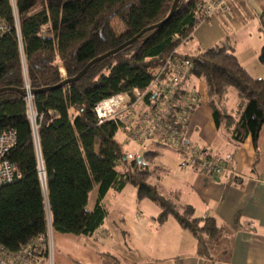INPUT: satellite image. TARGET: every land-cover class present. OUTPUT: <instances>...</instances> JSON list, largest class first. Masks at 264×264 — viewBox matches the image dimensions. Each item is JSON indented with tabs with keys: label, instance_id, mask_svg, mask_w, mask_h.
I'll return each mask as SVG.
<instances>
[{
	"label": "trees",
	"instance_id": "trees-1",
	"mask_svg": "<svg viewBox=\"0 0 264 264\" xmlns=\"http://www.w3.org/2000/svg\"><path fill=\"white\" fill-rule=\"evenodd\" d=\"M173 1L15 0L21 55L10 2L0 0V16L9 26L0 38V90H14L0 93V135H15L6 158L20 175L0 189V246L8 252L20 251L49 230L93 237L107 216L101 201L109 191L120 193L130 185L138 200L160 208L159 223L173 218L197 240L198 255L210 258L223 230L213 219L194 217L191 207L177 205L172 194L150 183L154 172L148 165L156 155L145 153L141 163L125 159L128 151L117 141V126L99 124L93 112L109 97L146 91L153 71L204 23L195 17L201 0H180L166 24L92 66L78 82L32 96L44 185L27 117V87L38 91L75 77L93 59L165 20ZM113 18L124 25L122 33L112 28ZM185 57L193 65L192 81L205 85L215 127L225 130L235 145L250 138L256 148L264 125V80L252 78L225 47ZM230 94L236 97L234 108L228 106ZM94 191L96 202L88 210Z\"/></svg>",
	"mask_w": 264,
	"mask_h": 264
},
{
	"label": "crops",
	"instance_id": "crops-1",
	"mask_svg": "<svg viewBox=\"0 0 264 264\" xmlns=\"http://www.w3.org/2000/svg\"><path fill=\"white\" fill-rule=\"evenodd\" d=\"M186 46L194 53L225 47L252 78L264 80V0H231L227 14L201 23L176 53L188 56L180 51ZM192 85L200 101L186 139L227 160L233 176H208L187 166L168 187L156 183L163 194L176 198L177 205L191 207L194 217L213 219L223 230L219 244L209 250L210 258L198 255L197 240L173 218L159 223L160 208L144 204L147 199L138 200L135 190V202L122 219L124 230L114 225L119 236L103 232V225L93 237L52 233L55 264H264V125L256 148L250 138L235 145L225 130L215 127L204 83ZM126 187L120 193L109 191L101 201L107 214L109 204ZM90 201L93 208L96 191ZM44 259L39 257L34 264H47Z\"/></svg>",
	"mask_w": 264,
	"mask_h": 264
},
{
	"label": "built area",
	"instance_id": "built-area-1",
	"mask_svg": "<svg viewBox=\"0 0 264 264\" xmlns=\"http://www.w3.org/2000/svg\"><path fill=\"white\" fill-rule=\"evenodd\" d=\"M231 0H201L195 8V17L199 22H206L219 14L229 12ZM17 39L22 55V40L16 14L15 0H9ZM9 31L8 23L0 16V38ZM192 62L176 52L153 71L152 80L144 93L133 90L132 94H118L97 103L93 112L99 124L113 122L125 146H130L125 159L137 160L154 146L164 147L182 155L186 166L208 176H233L229 162L212 155L211 151L201 148L188 139L186 133L190 117L199 104V95L192 85ZM33 97L27 94V117L32 126L39 162V177L44 185V170L40 160L36 114L32 106ZM145 108L136 110L137 105ZM15 145V135L6 132L0 135V189L20 179L16 168L6 158ZM51 230L47 236H39L16 253L8 252L0 246V264H34L44 250L45 259L52 263Z\"/></svg>",
	"mask_w": 264,
	"mask_h": 264
},
{
	"label": "rangeland",
	"instance_id": "rangeland-1",
	"mask_svg": "<svg viewBox=\"0 0 264 264\" xmlns=\"http://www.w3.org/2000/svg\"><path fill=\"white\" fill-rule=\"evenodd\" d=\"M111 26L117 34H120L124 31V25L118 18L112 19ZM188 48L189 46H186L184 48L181 47L180 51L182 53H184L185 51L188 54V56H193L196 54L194 52H190ZM199 50L202 51L203 49L199 48ZM194 89L196 90L195 87ZM205 95H206V90H205ZM206 100H207V96H206ZM235 104H236V97L234 96V94H230L228 106L232 105L234 107ZM233 107H230V108H233ZM143 108H145V104L139 103L136 107V110L143 109ZM117 141L120 144H122L125 151L132 150L130 146H125L124 143H122L123 141H122V137L120 136V134L117 136ZM151 151L156 155V157L154 161L152 162V164L148 165L150 169L154 172L153 178H151L150 183L151 182L156 183L159 180L160 183L162 182L164 186L168 187V184L170 183L169 182L170 179L172 180L173 177L174 178L178 177L180 175V172L183 169L187 168V166L185 165L186 162L181 154L174 152L172 150L166 149L164 147L154 146L151 148ZM135 190L136 189L133 186H127L125 192L122 195H120L119 197L116 196L115 197L116 199H113V202L111 201L112 203L109 204L110 206H109L108 214L103 224L104 226L103 229H105L103 230V232L107 233L108 235L110 233V235H112L113 237H117L119 236V233L116 232L117 226L119 227L120 230H124L122 219L124 215L127 213L125 210L128 209L130 206H132L135 202L134 197H133L134 195L133 192ZM144 204H149L150 206L157 208V206L149 200H145ZM92 206H93L92 202L90 201V204L88 205V210H92ZM114 225H116V229ZM120 235L121 237H123V233ZM102 240H104V242H107L108 237ZM102 240H100L99 243H102ZM51 247L53 251V238L51 239ZM46 259H44V262L47 261ZM50 261L51 259L47 262V264H55L53 253H52V263H49Z\"/></svg>",
	"mask_w": 264,
	"mask_h": 264
},
{
	"label": "water",
	"instance_id": "water-1",
	"mask_svg": "<svg viewBox=\"0 0 264 264\" xmlns=\"http://www.w3.org/2000/svg\"><path fill=\"white\" fill-rule=\"evenodd\" d=\"M179 1H180V0H174V1H173L172 6H171V8H170V12H169V14H168V16L166 17L165 20H163L162 22H160V23H158V24H156V25H153V26H151V27H149V28H146V29L143 30L140 34H138L137 36H135L133 39L129 40L128 42L122 44V45L119 46L118 48H116V49H114V50H111L110 52H108V53H106V54H104V55H102V56H99V57L93 59V60L90 61V62H89L84 68H83V70H82L81 72H79L75 77H73V78H71V79L64 80L63 82H61L60 84H58V85H56V86H54V87L45 88V89L38 90V91H29V94H30L31 96H33V95H36V94H39V93H45V92L50 91V90L61 89V88L65 87L66 85L70 84V83L78 82L81 78H83V77L85 76V74L88 72V70H89L92 66H94V65H96V64H98V63H100V62H102V61H104V60H106V59H108V58L111 57V56H114V55L118 54L119 52H121V51H122L123 49H125L126 47H128V46L132 45L133 43H135V42H136L139 38H141L145 33L150 32V31H153V30H155V29H158V28L162 27L164 24H166V23H167V22L173 17V15H174V13H175V11H176V8H177V6H178ZM262 56H263V58H264V48H263V50H262ZM7 91H14V90H12V89H1V90H0V93L7 92ZM26 94H27V93H26ZM137 162H138V163H141V162H142L141 158H138V159H137Z\"/></svg>",
	"mask_w": 264,
	"mask_h": 264
}]
</instances>
